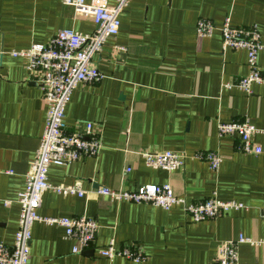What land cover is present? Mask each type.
Returning <instances> with one entry per match:
<instances>
[{
	"label": "crops",
	"instance_id": "crops-1",
	"mask_svg": "<svg viewBox=\"0 0 264 264\" xmlns=\"http://www.w3.org/2000/svg\"><path fill=\"white\" fill-rule=\"evenodd\" d=\"M228 17L234 27L256 26L264 45V0H132L123 9L119 33L93 57L103 81L78 85L66 108L67 131L86 135L91 124L103 148L96 158L49 170L51 185L79 183L89 194L78 198L46 192L38 210L43 217L96 220V242L74 254L75 242L64 238L62 228L36 223L28 264H216L221 243L241 235L264 239V153L244 155L237 151L236 137L218 133L220 123L245 119L264 131V84H253L249 95L225 87L249 73L245 50H223L220 28ZM202 19L217 29L198 39ZM62 30L92 34L95 25L62 0H0V243L9 247L18 227L17 200L47 113L37 75L26 69L25 59L10 53L47 44ZM258 65L264 69V50ZM254 142L264 149V134ZM164 151L187 155L184 168L153 170L140 156ZM207 151L222 156L217 173L192 159ZM167 184L189 203L215 195L245 209L195 223L180 206L165 211L96 194L99 187L136 191ZM4 202L11 204L5 207ZM112 241L117 250L141 246L147 260L102 258L101 249ZM238 251L239 264H264V246L241 244Z\"/></svg>",
	"mask_w": 264,
	"mask_h": 264
},
{
	"label": "built area",
	"instance_id": "built-area-1",
	"mask_svg": "<svg viewBox=\"0 0 264 264\" xmlns=\"http://www.w3.org/2000/svg\"><path fill=\"white\" fill-rule=\"evenodd\" d=\"M106 1L108 0L102 4H90L87 0H62L65 6L73 7L79 15L92 18L95 25L92 34L62 30L47 44H35L28 50L10 53L12 57L25 59L26 69L37 75L36 82L41 85L47 113L39 148L25 175V186L17 200L20 214L14 244L9 247L0 243V264L29 263L32 229L36 223L62 228L64 238L75 242L72 250L74 254L91 249L96 242L100 228L96 220L87 217H43L38 214V210L46 192L78 198H85L89 194L79 183L71 186L51 185L49 170L52 166L68 167L82 158H96L103 148L102 139L93 134L91 124L87 126L86 135L67 131L66 108L78 85L99 84L103 81L104 75L93 64V57L103 50L108 39L117 36L121 27L120 13L132 0H113V6H109ZM216 29L212 21L199 20L196 28L197 38H208ZM220 32L223 50H245L249 69L247 76L225 87H235L249 95L252 93L253 84H264V69L258 65V55L264 50L259 30L256 26L234 27L228 17ZM218 133L220 137H236L239 141L237 151L244 155L258 156L264 153V149L254 142V137L264 134V131L257 129L248 119L220 123ZM140 156L147 167L166 172L182 170L189 158L185 154L172 151L141 152ZM192 159L207 163L214 173L219 171L222 164V156L213 151L195 153ZM126 172H131V169ZM96 194L107 197L112 202L151 205L165 211L180 206L195 223L213 221L232 211L245 209L241 203L222 201L215 195L202 202L189 203L186 199L178 197L169 184L146 185L136 191H116L99 187ZM10 204L4 202L5 207ZM261 213L264 223V205ZM241 244L264 246V239L254 241L241 235L237 240L221 243L216 254V264H239L238 249ZM100 256L109 261L117 257L135 263H144L147 260L141 246L133 245L117 250L113 241L101 249Z\"/></svg>",
	"mask_w": 264,
	"mask_h": 264
}]
</instances>
